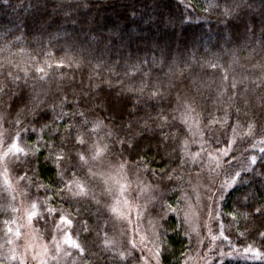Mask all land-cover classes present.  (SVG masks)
I'll use <instances>...</instances> for the list:
<instances>
[{"label":"trees","instance_id":"16d2710c","mask_svg":"<svg viewBox=\"0 0 264 264\" xmlns=\"http://www.w3.org/2000/svg\"><path fill=\"white\" fill-rule=\"evenodd\" d=\"M94 126L109 151L89 177L73 157ZM17 132L28 162L7 167L27 173L49 264H264V0H0V133ZM109 164L155 198L140 221L149 250L107 210ZM210 185L208 221L195 201ZM8 193L0 182L1 263L22 218ZM65 232L82 254L56 251Z\"/></svg>","mask_w":264,"mask_h":264},{"label":"rangeland","instance_id":"374dc122","mask_svg":"<svg viewBox=\"0 0 264 264\" xmlns=\"http://www.w3.org/2000/svg\"><path fill=\"white\" fill-rule=\"evenodd\" d=\"M0 152H2L1 149ZM10 160L11 158H9V161ZM9 163H11V161ZM101 165H104V163L102 162L100 166ZM110 166L111 165L109 164L106 165V167L102 166L100 168L105 171L103 172L104 175L101 176L100 174H97V178L101 180V183H103V186L106 190V196L110 199V202L107 201L109 203V205H107V210L114 220L116 219L117 221H123L128 224L129 228L132 229L131 236L135 237L137 235L139 238L137 241L139 248H142L141 250H146V243L148 240L145 233L141 230L140 221H142L143 226L146 225L148 221L146 218V210L147 207H150L149 204H153L155 198L151 194V190L148 188V186L144 187L136 182H134V185L132 186V181L128 179L129 176L126 174L127 172L125 168H122L121 166L118 167V165ZM4 168V163L0 161V182L11 196L8 197L9 200H11V203L8 204V208H14V205L16 208L18 207L21 211L22 218L17 220L16 227L11 229V232L8 231L7 239L5 240L3 248L1 249L2 251H5L3 253L5 256H7L8 262H0V264H42V262H44V264H49L51 259L50 249L43 242L37 231L32 227L33 219L40 214L39 209L37 208L38 215L34 217L30 223L27 220V211L31 209L29 207L30 203H28V197L30 196V184L25 180H20L19 176H16L12 170H8L7 176H5ZM120 185H127L123 193H121ZM212 187L213 186L210 185L208 187H201V189L196 190V205L199 204L202 207L205 206L204 203H207L208 200V197L205 195L206 192L210 193V195H215L214 189ZM233 187L234 183L227 185L225 187L226 192L231 190ZM220 198L218 197V202L220 201ZM207 205L208 206L204 207L205 209L207 207V220L209 221V219L213 218L214 216L217 218L219 216L216 206L217 200L214 202V197H212L209 199ZM18 208L16 209L17 211ZM112 209H115V211H112ZM190 212H193L191 214L192 219L190 220H194L197 211L191 210ZM154 223L151 222L149 224L151 229L150 231L154 229ZM17 231L20 233L19 236L16 235ZM64 239L65 235L61 238L60 251L64 245L69 246L63 243ZM45 248H47L46 254L44 251ZM147 249L149 250V248ZM150 253L151 252H149V254ZM253 257H257V255H254ZM253 257L248 254L243 259L253 260ZM150 258L154 261V263L157 262L156 254L151 253ZM204 264H210V262L206 263L205 261Z\"/></svg>","mask_w":264,"mask_h":264},{"label":"snow or ice","instance_id":"6c2138e0","mask_svg":"<svg viewBox=\"0 0 264 264\" xmlns=\"http://www.w3.org/2000/svg\"><path fill=\"white\" fill-rule=\"evenodd\" d=\"M38 71L43 72L44 70L38 69ZM153 95H156V93H153ZM81 115H83V113H81ZM15 123H19V121H16ZM96 127L94 126L90 132L87 133L88 138L85 139L83 136H79L77 137V139L75 140V145L79 146L80 151H78L76 153V155L73 157L74 160H76L80 166V168L83 169H87V171L85 172L86 176H94L95 172H93L92 170V165L94 162H101L103 160V157L105 156V154L109 151L108 145L107 144H102L99 141H93L91 140V135L94 134L96 132ZM110 135V133H109ZM21 137H20V133L17 132L15 134H3L0 133V149H2V152H0V161H2L5 165L4 168V173L5 176H7L8 173V167L7 165L9 164V158H11V163H13L17 168H19L21 171L23 170L24 165L28 162L26 160V157L28 156V153L25 151V149L23 147H20L19 141H20ZM121 143L123 144L124 142L121 141ZM129 147H131V145H129ZM261 151H264V149H261ZM64 156L63 155H58L57 156V160L58 161H64ZM253 163H255V158H253ZM121 167L123 168L124 165H121ZM239 176V172L235 173V176L233 177V179H235V177ZM27 177V173L25 172L23 175L19 176L20 180H24ZM73 184L75 185V189L76 191L73 193L75 196H79V197H87L89 194V190L86 186V183H82L79 180L73 181ZM127 185H120V190L121 193H123V191L126 189ZM69 190L71 191L72 188L71 186H69ZM97 203H99L97 201ZM49 214L53 213L52 209H48L47 210ZM112 211H115V209H112ZM260 210L257 209V213H259ZM38 215V211H37V204L36 203H32L31 204V209L27 211V220L29 221V223L32 221V219L34 217H36ZM60 222L62 224H66L69 227L72 225V220L68 219L65 216H61L60 217ZM78 223H82V228L81 230L83 232H89L90 229L87 225V220H84L82 222L78 221ZM57 228L59 229V225H57ZM61 231H64L63 229H60ZM9 232H11L12 230L9 228L8 229ZM16 235L19 236L20 233L19 231L16 232ZM221 235H223L221 233ZM53 241L55 242L56 238L55 236L52 237ZM213 239L215 240L216 237H213ZM224 239H227V237H224ZM11 242V241H9ZM64 244L69 245L71 248L76 249L79 253H83L84 252V248L81 246L80 243H78L77 241L72 240L71 236L65 232V239L63 240ZM251 249H246V251H250ZM45 254L47 253V248H45ZM56 251L59 252L60 251V244L56 243ZM66 255H71L70 252H66ZM254 255L259 256L260 253L256 252L254 253ZM55 258V257H53ZM42 264H44V262H42Z\"/></svg>","mask_w":264,"mask_h":264}]
</instances>
